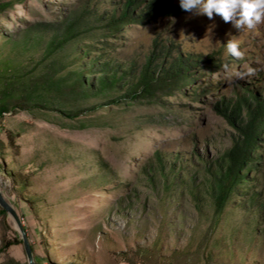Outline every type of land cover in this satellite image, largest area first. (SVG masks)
Wrapping results in <instances>:
<instances>
[{"label": "rangeland", "instance_id": "374dc122", "mask_svg": "<svg viewBox=\"0 0 264 264\" xmlns=\"http://www.w3.org/2000/svg\"><path fill=\"white\" fill-rule=\"evenodd\" d=\"M83 1L0 0L11 4L0 14V45L30 25L60 21ZM123 1L93 4L111 10V3ZM165 2L167 14L112 33L107 51L138 66L154 42L184 58L212 57L214 65L201 60L190 69L191 85L152 99L108 91L76 105L86 112L73 120L56 109L18 106L0 119V191L17 212L37 264H264V208L259 213L256 203L248 208L243 194L214 217L200 184L202 171L237 139V128L217 112L216 102L235 100L249 89L264 97V23L238 30L219 16L210 20L183 11L179 0ZM98 39L87 43L99 46ZM230 39L243 59L225 55ZM249 67L255 75L235 77ZM82 121L92 126L76 128ZM260 145L264 152V142ZM156 153L166 172L173 169L175 184L186 176L184 169L195 172L190 185L198 188L196 202L188 190L163 196L162 179L151 171ZM151 175L157 176L155 191ZM254 185L257 203L264 206V173ZM14 241L18 244L8 246ZM0 264H28L8 214H0Z\"/></svg>", "mask_w": 264, "mask_h": 264}, {"label": "trees", "instance_id": "16d2710c", "mask_svg": "<svg viewBox=\"0 0 264 264\" xmlns=\"http://www.w3.org/2000/svg\"><path fill=\"white\" fill-rule=\"evenodd\" d=\"M93 1H83L58 22L36 23L5 37L0 45V119L18 106L22 110L56 109L73 120L86 112L76 107L81 101L112 90L125 92L122 97L130 100L152 99L158 93L171 96L174 90L192 84L190 69L201 60L207 64L214 62L212 57L200 55L184 58L156 42L141 66L111 58L107 39L112 33L129 22H140L157 13L167 14L169 7L165 0H124L120 6L111 3V10H100L99 3ZM143 4L144 10L139 9ZM10 6L0 4V14ZM135 10L140 14H135ZM95 37L99 38V46L87 43ZM95 74L98 77L90 79ZM248 92L235 100L223 99L214 106L228 125L237 128V139L231 147L202 171L200 184L210 199L214 217L221 215L229 200L243 194L247 196L248 208L255 203L256 213L264 208L253 193L254 182L264 173L260 145L264 142V97L250 89ZM91 126L82 121L76 128ZM5 136L13 140L10 131L6 130ZM184 170L186 176L179 177L178 184L173 183V169L166 172L163 158L156 153V168L151 171L161 177L159 187L165 198L171 197L173 190H188L196 202L198 188L190 185L195 172ZM156 178L151 175L148 181L154 191L158 188ZM196 209L200 207L196 205ZM0 214L6 213L0 209ZM15 244L17 241L8 246Z\"/></svg>", "mask_w": 264, "mask_h": 264}, {"label": "clouds", "instance_id": "9594fccd", "mask_svg": "<svg viewBox=\"0 0 264 264\" xmlns=\"http://www.w3.org/2000/svg\"><path fill=\"white\" fill-rule=\"evenodd\" d=\"M180 7L185 12H194L196 15L207 16L213 19L219 16L224 23H231L238 30L255 29L264 23V0H179ZM225 55L240 60L244 52L239 44L229 40L226 44ZM227 68L228 65L223 66ZM256 74V69L249 67L246 72H236L235 77L245 79Z\"/></svg>", "mask_w": 264, "mask_h": 264}, {"label": "water", "instance_id": "95a60500", "mask_svg": "<svg viewBox=\"0 0 264 264\" xmlns=\"http://www.w3.org/2000/svg\"><path fill=\"white\" fill-rule=\"evenodd\" d=\"M0 208L3 209L5 211V213L8 214L13 219V221L16 225L17 231L20 235V239H21V242H22L25 254H26L27 263L28 264H37L33 259L32 250H31V247L29 245L25 230L22 226L21 220H20L17 212L15 211V209L5 200L1 191H0Z\"/></svg>", "mask_w": 264, "mask_h": 264}]
</instances>
